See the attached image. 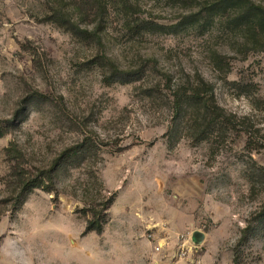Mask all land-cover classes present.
I'll return each mask as SVG.
<instances>
[{"label":"rangeland","instance_id":"obj_1","mask_svg":"<svg viewBox=\"0 0 264 264\" xmlns=\"http://www.w3.org/2000/svg\"><path fill=\"white\" fill-rule=\"evenodd\" d=\"M73 1L0 0V264H264V52L225 21L134 35L113 6L102 46L87 43L44 21ZM131 1L148 22L187 14L180 0ZM101 55L139 77L112 82ZM198 76L239 132L168 134L172 91ZM17 167L54 170L55 191L24 194ZM103 213V233L84 236Z\"/></svg>","mask_w":264,"mask_h":264},{"label":"trees","instance_id":"obj_2","mask_svg":"<svg viewBox=\"0 0 264 264\" xmlns=\"http://www.w3.org/2000/svg\"><path fill=\"white\" fill-rule=\"evenodd\" d=\"M187 14L182 16L175 25H161L145 21L137 15V7L131 0H74L71 4L63 3L53 13L45 16L44 21L55 24L76 38L102 46V30L107 12L115 7L126 19V27L131 34L137 35L149 31L152 33L176 34L191 29L207 31L215 26L217 21H225L230 30L242 40V45L253 47L264 52V7L252 0H180ZM72 7V8H71ZM75 12V16L71 12ZM90 26H92L90 28ZM100 60V61H99ZM99 64L110 70V79L116 83H130L139 77L140 71L121 70L116 63L101 55ZM134 77V78H133ZM173 119L169 133L172 137L179 133L180 127L185 126L191 131L196 142H205L225 136L228 132L241 130V123L233 114H228L216 101L214 89L203 77L189 86L178 87L172 91ZM184 124V125H183ZM4 132L0 130V137ZM10 153V150H9ZM14 155V154H12ZM18 157V156H15ZM264 173V167L259 168ZM16 182L22 192H32L35 189L55 191V171L48 170L36 178H29L23 174L20 167L16 168ZM109 207L115 202L113 196L108 201ZM95 218V217H94ZM88 222L84 236L97 232L103 233L104 225L108 221L107 213L101 218ZM258 225L264 224V209L255 218ZM254 226L248 224L243 229L247 241Z\"/></svg>","mask_w":264,"mask_h":264},{"label":"water","instance_id":"obj_3","mask_svg":"<svg viewBox=\"0 0 264 264\" xmlns=\"http://www.w3.org/2000/svg\"><path fill=\"white\" fill-rule=\"evenodd\" d=\"M194 240H197V238H196V237H194Z\"/></svg>","mask_w":264,"mask_h":264}]
</instances>
